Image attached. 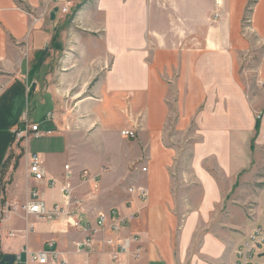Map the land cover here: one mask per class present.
I'll list each match as a JSON object with an SVG mask.
<instances>
[{"label":"crops","instance_id":"0c3cea01","mask_svg":"<svg viewBox=\"0 0 264 264\" xmlns=\"http://www.w3.org/2000/svg\"><path fill=\"white\" fill-rule=\"evenodd\" d=\"M69 1L64 12L65 0H0V211L12 207L0 220V259L21 253L26 264L25 249L54 243L67 264H247L240 248L264 232V177L254 173L264 165V0L254 31L242 26L250 0ZM251 52L258 57L244 66ZM43 93L52 109L32 120L28 102ZM26 113L53 135L46 146L32 148L31 135L16 143ZM185 132L194 133L187 160L175 143ZM33 153L44 161L41 182L29 171ZM67 184L80 227L23 210L34 188L49 208L64 205ZM101 212H136L121 233L140 235V258L113 262L110 230L78 249ZM201 221L208 230L191 252ZM257 254L264 263V247Z\"/></svg>","mask_w":264,"mask_h":264},{"label":"built area","instance_id":"2783aa9c","mask_svg":"<svg viewBox=\"0 0 264 264\" xmlns=\"http://www.w3.org/2000/svg\"><path fill=\"white\" fill-rule=\"evenodd\" d=\"M71 1L65 0L62 6L64 12L71 10ZM24 127H18L15 131L16 140H21L29 137H40L44 134L40 123H31L28 119L27 113L24 117ZM121 134L128 138H135L137 136V130L133 128H125L121 130ZM66 169L70 170V165H66ZM143 171L147 170V167H142ZM29 171L37 182H41L46 177V170L44 161L39 153H33L31 157V163ZM70 174V173H69ZM92 173L89 170L83 171V179L85 181L92 178ZM66 192V202L64 205L55 204L52 208H49L44 200L40 190L34 188L31 193L30 200L25 203L22 208L26 214L36 215L38 217L47 218L49 220H55L61 218L68 225L73 227H80L79 220L74 218V197L71 189V185L67 184L63 187ZM130 191H138L139 196L146 200L148 198V191L144 187H131ZM16 208V206H13ZM12 211V207L6 205L0 211V220L8 217V213ZM136 218V212H132L127 216H122L115 213L114 216L101 212L95 223V225L89 226V236L83 240L78 241L77 246L80 250H92L98 241L97 236L104 231H111L117 235H109L104 239V243L111 248L110 257L113 262L119 261L120 257L124 254H129L133 258L138 259L141 257L144 247L140 235L136 234H122L123 229L129 222ZM54 243H50V247L39 251H29L25 249L26 264H67V261L57 254L56 250L52 247ZM264 246V235L261 228H257L244 243L239 250V257L247 259V264H264L254 260V254ZM21 253L15 256L12 264H20Z\"/></svg>","mask_w":264,"mask_h":264},{"label":"rangeland","instance_id":"374dc122","mask_svg":"<svg viewBox=\"0 0 264 264\" xmlns=\"http://www.w3.org/2000/svg\"><path fill=\"white\" fill-rule=\"evenodd\" d=\"M256 1H258V0H250V2L248 3L247 9H246V13H245V17H244V20H243V23H242L243 24L242 25L243 28L244 29H248L249 31H254V28H255L253 22H251L250 19H252V16H253L254 11L256 9ZM247 55H249L248 58L246 60H243L244 61L243 62L244 66H247V65L250 66L251 63L248 60H250L252 58H257L258 57V53H255V52H253V53L252 52L251 53H247ZM242 57L245 59L246 58V55H243ZM43 96H44L43 97L44 99L41 101L40 100V97H35V96L32 95L31 98H30V101L28 102V105L26 107V111L29 112L30 118L32 120H36V121L42 120L48 114V112H50L51 109H52L50 100H49V98H47V95L45 93H43ZM172 126L174 127V125H172ZM174 129H175V127H174ZM171 134L172 135L175 134V135H173L172 138H175L176 137V134L177 133H175V131L173 130V128H172ZM193 134L194 133H192V137L188 138L191 141L194 140ZM188 135H189V133H186V132L183 133V134H181V136L179 137V139L176 140V142H175L178 145H182V146L184 145L185 146V150H183V153H181V155L183 157H185L186 160H187L188 157H191V149H190L191 146L188 144V139H186V140L184 139ZM52 138H53V135H43L41 137L34 138V139L31 140L32 148H37L38 146L43 145V144H44V146H46L47 145L46 142L47 141H50ZM196 139H198V138H196ZM23 140L24 139H21V140H18L17 139L15 141H16V143L17 142L21 143ZM262 157L264 158V151L262 152ZM9 171H12V169H10ZM250 171H251V169L248 170V172H250ZM180 172H183V171L181 170ZM254 173H256V174L258 173L259 176L262 175L264 177V165H261L260 163H258L257 166H256V171L254 170ZM243 177H245V175ZM238 184H239L238 186L234 184L235 185L234 186V193H235V190L237 188H240V184H241L240 181H238ZM244 186H247V187L248 186H251V187L253 186V188L255 190H257V187L260 186V185H259V183L255 182V181H254V185H253V182L251 183L249 181V183H246V185H244ZM241 198H242V195L234 196V199L236 200L237 203L243 202V201L240 200ZM183 201L184 200L182 199V202ZM187 203H188V200H187ZM251 203L252 202L246 203V205L245 204H242L244 206L243 207L244 208V211L247 213V215L248 214L250 215L251 213L253 214V205H254V203H252V204ZM188 213L189 212H185V213L179 212L178 214L180 215V219H181V218H184L185 216H187ZM222 213L225 214L224 211H222ZM221 219H224L223 216H222ZM201 223L202 224H200L199 230L196 232L195 239H194V244L192 245L191 252H194L195 250H198V246H199V244L201 242V238H202V232L204 230H208V228L207 229H204L203 228V226L206 227L207 225L203 221H201ZM263 235H264V232H263ZM263 247L259 250V255L262 252Z\"/></svg>","mask_w":264,"mask_h":264},{"label":"water","instance_id":"95a60500","mask_svg":"<svg viewBox=\"0 0 264 264\" xmlns=\"http://www.w3.org/2000/svg\"><path fill=\"white\" fill-rule=\"evenodd\" d=\"M58 10V8H56L53 12H52V16H55V12ZM15 259V255L14 254H6L4 255L1 259H0V264H12L13 261Z\"/></svg>","mask_w":264,"mask_h":264},{"label":"trees","instance_id":"16d2710c","mask_svg":"<svg viewBox=\"0 0 264 264\" xmlns=\"http://www.w3.org/2000/svg\"><path fill=\"white\" fill-rule=\"evenodd\" d=\"M260 123H261V117H258L257 122H256V130L260 129ZM11 157H12V153L10 154L9 158H11Z\"/></svg>","mask_w":264,"mask_h":264}]
</instances>
